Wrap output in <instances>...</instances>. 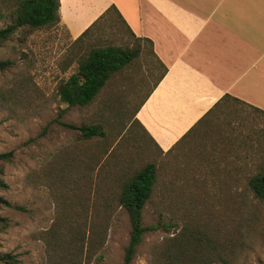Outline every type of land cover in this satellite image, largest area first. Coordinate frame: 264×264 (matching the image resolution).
I'll return each instance as SVG.
<instances>
[{"label":"rangeland","instance_id":"1","mask_svg":"<svg viewBox=\"0 0 264 264\" xmlns=\"http://www.w3.org/2000/svg\"><path fill=\"white\" fill-rule=\"evenodd\" d=\"M13 8L0 0V27ZM98 25L76 43L61 25L21 27L0 45V59L14 62L0 71V153L12 152L0 196L24 207H0L8 221L0 226V252L16 254L17 264H121L131 224L117 196L124 180L152 161L156 180L142 224L158 228L144 232L130 264H164L162 252L177 234L211 238L213 264H264V201L247 185L264 167V114L224 103L225 113L161 151L132 117L161 71L146 41L131 74L115 75V92L102 87L89 104L66 107L57 86L76 56L105 41H132L113 14ZM55 118L100 124L105 135L85 139ZM190 248L189 258L199 252Z\"/></svg>","mask_w":264,"mask_h":264},{"label":"crops","instance_id":"2","mask_svg":"<svg viewBox=\"0 0 264 264\" xmlns=\"http://www.w3.org/2000/svg\"><path fill=\"white\" fill-rule=\"evenodd\" d=\"M111 5L126 30L151 40L161 67L133 118L158 149L173 150L225 113L233 100L213 108L225 94L264 111V0H60L61 24L74 40ZM117 73L103 89L116 91Z\"/></svg>","mask_w":264,"mask_h":264},{"label":"trees","instance_id":"3","mask_svg":"<svg viewBox=\"0 0 264 264\" xmlns=\"http://www.w3.org/2000/svg\"><path fill=\"white\" fill-rule=\"evenodd\" d=\"M2 1L4 2L5 0ZM10 1H12V5L14 6L13 10L9 13L12 19L5 26L0 27V45L7 41L21 27L39 29L61 25L66 29V27L61 24L60 20V0ZM112 14L120 18L119 12L113 5L101 14L82 34L75 38L73 42L76 43L81 41L83 36L88 34L94 27H99V23L105 20H111ZM3 15V12L0 10V18H2ZM127 30L132 41H128L124 45H117L105 41L102 45L91 47L83 55L76 56L73 70L64 80L60 81L57 86L59 99L66 104V107L89 104L105 85L106 80L111 74L121 72L137 59L141 49V41H146L152 52L151 40L145 37L135 36L129 29ZM13 63L11 58L0 59V71L6 70ZM163 69L165 70V68ZM229 99L235 102H242L229 94H225L213 108ZM66 107L60 110L58 113L59 117L64 113ZM251 107L264 114L263 110L254 106ZM213 108L211 110H213ZM211 110L198 122V124L207 118ZM134 113L135 112L132 113L133 118ZM53 121L65 127L79 130L81 136L85 139L91 136L105 135L100 124H83L77 126L75 124L62 122L57 118ZM11 158V151L0 153V189L7 188L6 182L2 179V175L5 163L9 162ZM155 180L156 165L154 162L149 161L135 169L121 185V190L117 196V202L127 211L131 224L129 240L124 248L121 264L131 263L144 232L158 228V224H150L147 226L142 224V209L152 195ZM247 185L252 190L255 197L264 201V167L247 179ZM0 207L24 209L23 206L12 204L9 200L1 196ZM7 225V218L0 216V226L6 227ZM179 235L180 234L170 236L166 249L162 252L165 260L164 264H213L215 258L214 249L216 253H218V251L211 238L203 239L198 236L193 238L182 236V238H180ZM190 247L199 250V252H194L189 258L185 252L192 253ZM204 249H206L207 252H204ZM186 258H188L187 262L185 261ZM17 263V256L13 252H0V264Z\"/></svg>","mask_w":264,"mask_h":264}]
</instances>
